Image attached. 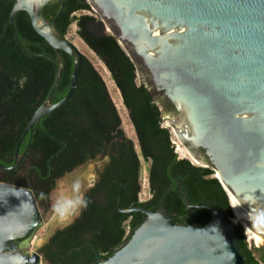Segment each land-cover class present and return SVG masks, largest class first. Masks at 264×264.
<instances>
[{
  "label": "water",
  "instance_id": "95a60500",
  "mask_svg": "<svg viewBox=\"0 0 264 264\" xmlns=\"http://www.w3.org/2000/svg\"><path fill=\"white\" fill-rule=\"evenodd\" d=\"M49 1L15 0L7 16L6 24L12 25L19 10L26 12L32 29L53 48L57 69L45 100L23 127L12 163H0L2 169L18 164L17 145L32 124L70 97L81 67L82 53L53 26L63 1L55 0L57 10L47 19L43 8ZM82 2L115 36L135 77L161 110V122L167 121L190 159L213 168L211 176L229 206L230 194L264 216V0ZM13 37L17 40L15 33ZM59 50L71 57L72 68L66 93L51 103L63 69ZM178 190L187 210L201 206L210 212L207 224L173 223L162 207L145 211L147 219L108 258L102 260L93 251L96 263L245 264L232 218L224 219L209 205L191 204L180 186ZM118 197L119 211L140 210L121 209ZM44 220L29 188L0 181V264H38L40 253L28 248Z\"/></svg>",
  "mask_w": 264,
  "mask_h": 264
},
{
  "label": "trees",
  "instance_id": "16d2710c",
  "mask_svg": "<svg viewBox=\"0 0 264 264\" xmlns=\"http://www.w3.org/2000/svg\"><path fill=\"white\" fill-rule=\"evenodd\" d=\"M15 0H0V163H12L13 150L27 119L45 100L57 69L53 48L31 27L25 11L19 10L12 25L6 24ZM63 7L53 26L66 35L74 34L108 71L132 127L134 140L123 133L120 116L106 85L87 57L68 99L42 115L17 145L21 154L11 169L0 168V181L29 188L39 204L54 187L55 180L87 162L95 166L92 186L80 203L79 215L68 225L49 234L38 247L49 264H97L93 251L106 259L125 241L142 220L138 211L124 213L116 208L142 207L154 210L159 204L183 223L204 224L209 212L203 207L185 213L178 186L191 204L209 205L233 217L226 195L209 167L178 158L171 144L170 127L161 125L162 112L141 82L135 68L115 36L82 0H62ZM55 0L43 8L45 18L54 15ZM15 33L17 40L14 39ZM63 69L51 93L57 102L68 88L71 57L59 50ZM141 161L146 164L145 201L138 199ZM124 221L129 234L124 237ZM243 229L235 225L237 247L245 264L252 261Z\"/></svg>",
  "mask_w": 264,
  "mask_h": 264
},
{
  "label": "rangeland",
  "instance_id": "374dc122",
  "mask_svg": "<svg viewBox=\"0 0 264 264\" xmlns=\"http://www.w3.org/2000/svg\"><path fill=\"white\" fill-rule=\"evenodd\" d=\"M94 15L96 16L95 13ZM73 29H74V26L71 25L65 37L69 39L75 45V47L82 53V55L88 58V60L92 63L94 68L98 71V73L100 74V76L102 77L106 85L108 94L120 116L119 127L122 129L126 137L134 140V134L132 131V127L127 119V111L121 103L118 90L115 88L112 80L110 79L108 71L99 61V59H97V57L87 48V46L74 34ZM136 82H140L139 78L137 77H136ZM171 136L173 137V134H171ZM176 155L179 158L185 157V156H182L180 152L178 154L176 153ZM101 163H102V160L87 161L77 166L76 168L72 169L71 171L63 174L59 179L55 181L54 187L49 192L50 207L45 213H42L45 216V220L35 230L29 242L28 250L30 253L33 251L38 252L37 250L38 247L44 243L45 238L49 234L50 231L61 227L63 224L67 223L68 221L72 219V217L74 216L77 210L76 208L78 207V204H79L78 202L80 200V190L82 189L83 186H86L88 183H91V178L94 175L93 173L94 167L99 166ZM145 167H146V164L143 161H141V169H140V176H139L140 177L139 183H140V190H141L140 192L141 198L146 196V192H147V187H146L147 184H146V180H144L145 179ZM77 182H79V185L81 186L80 188H77L73 185V184H76ZM39 206L41 208L40 204ZM236 224L239 225V223H236ZM244 236L247 238L246 235ZM38 264H47V263L39 261Z\"/></svg>",
  "mask_w": 264,
  "mask_h": 264
},
{
  "label": "flooded vegetation",
  "instance_id": "af4514ba",
  "mask_svg": "<svg viewBox=\"0 0 264 264\" xmlns=\"http://www.w3.org/2000/svg\"><path fill=\"white\" fill-rule=\"evenodd\" d=\"M164 117V116H163ZM179 158V157H178ZM194 163V162H193ZM197 165V164H196ZM199 166V165H198ZM203 167V166H202ZM205 167H209L211 170H212V172H213V168L212 167H210V166H205ZM76 168V167H75ZM74 169V168H73ZM94 175H93V177L91 178V183H88L86 186H83L82 187V191L80 190V200H79V204H78V207L76 208L77 210H76V212H75V214H74V216L72 217V219L70 220V221H68L67 223H65V224H63L61 227H59V228H56V229H61V228H63V227H65L66 225H68V224H70L78 215H79V212H80V203H81V201H82V197H83V195L86 193V191L92 186V184H93V180H94ZM139 179H140V177H139ZM75 187H77V188H80L81 186L79 185V182H77L76 184H73ZM139 185H140V183H139ZM147 187V186H146ZM140 192H141V190H140V188H139V191H138V199L140 200V201H145L146 199H148L149 197H150V192L147 190V192H146V196H144L143 198H141L140 197ZM118 199H119V197H118ZM41 205V209H42V213H45L47 210H48V208L50 207V204H49V193H48V195H47V199H43L42 200V203L40 204ZM184 206V205H183ZM136 207H138L140 210H132L131 212H133V211H138V212H140V213H142V215H143V220L136 226V227H134V229L132 230V232L130 233V235H129V237L125 240V241H123L122 243H121V245H119V246H117V247H114V249H113V252L116 250V249H118V248H120L121 246H123L129 239H130V237L136 232V230L142 225V223L147 219V215L145 214V211H149V212H158V209L160 208V207H162V205L161 204H159L154 210H148V209H145V208H142V207H139V206H136ZM201 207V206H200ZM133 208V207H132ZM163 208V207H162ZM193 208H197V207H191L189 210H187L185 207H184V209H185V213L183 214V215H181L180 216V218H186V217H188V216H190L191 215V211H192V209ZM204 208V207H203ZM214 208V207H213ZM164 209V208H163ZM204 209H206V208H204ZM214 209H216V208H214ZM165 210V209H164ZM207 210V209H206ZM217 210H219V209H217ZM208 211V210H207ZM221 211V210H220ZM165 212H166V210H165ZM209 212V211H208ZM167 213V212H166ZM44 215V214H43ZM167 215L168 216H170L171 218H172V222L173 223H177V224H184V225H188V224H193V223H183V221H178V219H175V217H174V215H169L168 213H167ZM221 215H222V217L224 218V219H226V220H228V218H227V216L225 215V213L224 212H222L221 211ZM210 219H211V215H210V212H209V216H208V219H207V221L204 223V224H194V225H205V224H207L209 221H210ZM123 223H126V221H124ZM237 225V224H236ZM233 228H235V226L233 227ZM56 229H54V230H52V231H50L49 232V234L50 233H52L53 231H55ZM235 232V231H234ZM49 234L46 236V238H45V241H46V239L48 238V236H49ZM235 238H236V234H235ZM251 239H254V243L252 242V241H250V242H247L246 241V239H245V241H246V246H247V248L249 249V253H250V256H251V259H252V261H254V262H256V264H264V234L263 235H261V240H260V242H258L257 241V239H255L254 237H253V235H252V238ZM44 241V242H45ZM237 241V240H236ZM38 253H40L39 251H38ZM109 257V256H108ZM107 257V258H108ZM39 261H42V262H45V263H47V264H49V262L45 259V258H43V256H42V254L40 253V257H39ZM245 262V261H244Z\"/></svg>",
  "mask_w": 264,
  "mask_h": 264
},
{
  "label": "bare ground",
  "instance_id": "6f19581e",
  "mask_svg": "<svg viewBox=\"0 0 264 264\" xmlns=\"http://www.w3.org/2000/svg\"><path fill=\"white\" fill-rule=\"evenodd\" d=\"M164 126L170 127L166 120L164 121ZM170 131H171V134H173L171 128H170ZM173 137L171 136L172 141L175 144V151L177 152V154L180 152L182 156H185L186 158H189V160H191L188 154L186 153V151L183 149L181 144L178 142V140L174 136V134H173ZM176 148L178 149L179 152L177 151ZM191 162H194V161L191 160ZM229 202H230V206L233 212L232 221L235 223H239L241 225L245 235L247 236L246 239L253 242L254 239H251L253 235V237L257 239L258 242H260L261 235L264 234V216H262L261 214H258V213L256 214L254 212L249 211L242 204L234 200L230 194H229Z\"/></svg>",
  "mask_w": 264,
  "mask_h": 264
},
{
  "label": "built area",
  "instance_id": "2783aa9c",
  "mask_svg": "<svg viewBox=\"0 0 264 264\" xmlns=\"http://www.w3.org/2000/svg\"><path fill=\"white\" fill-rule=\"evenodd\" d=\"M88 13H95L93 10H90L89 9V12ZM164 124V122H161V125H163ZM164 126V125H163ZM171 144L173 145V150H174V152L175 153H177L176 151H175V144H174V142L172 141V139H171ZM144 180H146V178L144 179ZM129 230H130V228H129V225H128V223L126 222L125 224H124V237H126L128 234H129Z\"/></svg>",
  "mask_w": 264,
  "mask_h": 264
}]
</instances>
